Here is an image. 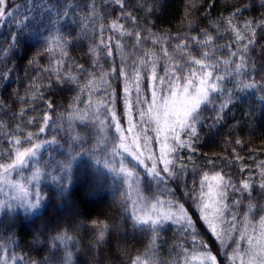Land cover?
Returning <instances> with one entry per match:
<instances>
[{"label":"trees","instance_id":"1","mask_svg":"<svg viewBox=\"0 0 264 264\" xmlns=\"http://www.w3.org/2000/svg\"><path fill=\"white\" fill-rule=\"evenodd\" d=\"M55 25L67 33L50 43ZM200 81L207 98L171 140L163 169L152 93ZM72 115L109 139L132 126L157 167L143 157L125 168L146 198L184 211L191 229L178 237L164 225L150 251L120 176L79 161L68 185L40 183L35 215L0 222L16 264H165L192 243L233 264L234 241L218 243L198 204L215 179L235 219L243 203L252 223L264 215V0H0V175L28 174L36 156L61 149L65 136L52 128Z\"/></svg>","mask_w":264,"mask_h":264},{"label":"rangeland","instance_id":"2","mask_svg":"<svg viewBox=\"0 0 264 264\" xmlns=\"http://www.w3.org/2000/svg\"><path fill=\"white\" fill-rule=\"evenodd\" d=\"M65 33L66 30L59 25L51 27L49 36L53 38L49 40L50 43L55 41L54 37H60ZM206 86L205 82L200 81L193 86L174 89L164 97L158 92L152 93L150 125L154 128L152 131L157 143L158 162L163 165V169H166L168 164L171 140L207 98L209 90ZM88 122L83 116L72 115L68 121L52 128V136H65L64 144L63 141L59 143L61 149H50L49 152H43L45 153L43 156H36L33 167L26 166L28 174L22 175L18 172L19 177L14 178L13 172L21 169L17 167L15 171L0 175V222L18 213L29 217L35 215L42 201L38 190L40 183L51 180L57 185H68L72 180L74 167L79 161H87L112 176H120V184L131 204L134 219L138 221L142 234L148 235L145 236L149 241L146 247L150 251H158L153 244H157V232L164 225H175L177 227L175 234L179 235L178 237L185 232L182 228L184 225L191 229L190 220L184 211L165 208L154 199L146 198L138 184L140 178L138 179L130 168H125L124 161L126 164L132 162L141 164L143 157L147 158L145 162L150 160L151 165L157 167V163L142 148L134 128L130 126L126 133L125 129L114 127L111 129L114 137L109 139L104 132ZM103 122L107 124L105 120ZM75 126L85 127L81 132V128L78 130ZM23 172L25 173L24 170ZM148 172L155 175L154 169ZM218 186V180L206 182V193L198 204L204 224L222 247L234 241L236 256L233 264H264V215L255 224L252 223L249 220L247 206L243 203L240 204L239 218L235 219L229 212L227 204L224 203L225 207L223 206L224 195L221 196L217 190ZM118 230V228L115 230L117 234ZM32 243L36 244V241ZM241 243L244 244L243 251H240ZM192 245L193 252L178 251L168 256L165 264H217L216 258L208 251L200 250L195 243ZM10 248L5 241H0V264L17 263L9 257ZM51 263L53 262L46 261L44 264Z\"/></svg>","mask_w":264,"mask_h":264}]
</instances>
